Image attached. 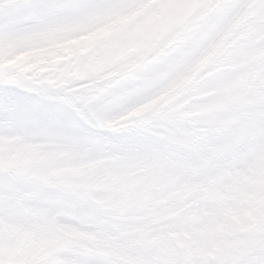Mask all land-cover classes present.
I'll list each match as a JSON object with an SVG mask.
<instances>
[{
	"label": "snow or ice",
	"instance_id": "snow-or-ice-1",
	"mask_svg": "<svg viewBox=\"0 0 264 264\" xmlns=\"http://www.w3.org/2000/svg\"><path fill=\"white\" fill-rule=\"evenodd\" d=\"M175 7L132 78L70 77L71 56L47 74L19 63ZM189 72L198 91L173 95ZM22 154L71 157L161 196L130 217L87 183L20 177ZM0 264H264V0H0Z\"/></svg>",
	"mask_w": 264,
	"mask_h": 264
},
{
	"label": "clouds",
	"instance_id": "clouds-1",
	"mask_svg": "<svg viewBox=\"0 0 264 264\" xmlns=\"http://www.w3.org/2000/svg\"><path fill=\"white\" fill-rule=\"evenodd\" d=\"M174 3L179 5L181 0H174ZM182 11V8L175 7L163 17L109 21L62 37L56 42L59 47L56 44L46 45L44 50L22 57L19 63L24 67L35 64L37 67L31 71L41 73L42 69L52 67L57 56H71L75 58L74 61L62 65L70 77L99 79L107 74L119 72L126 78H132L145 67L147 59L161 43L160 36L166 28L176 23L177 16ZM198 80L194 73H187L183 86L173 95L196 93L200 87ZM160 107L158 104L151 111H157ZM204 110L203 106L195 104L189 109L193 114ZM137 118L139 117H132ZM15 171L20 177L34 183L54 181L70 183L74 187L87 183L91 193L106 203H114L112 198L120 197L124 210L130 217L144 213L149 204L155 203L161 196L160 190L156 188L144 190L136 186L119 185L107 176L103 169L84 167L82 162L71 157L49 159L39 155L22 154ZM66 239L73 241L75 237L69 234Z\"/></svg>",
	"mask_w": 264,
	"mask_h": 264
}]
</instances>
